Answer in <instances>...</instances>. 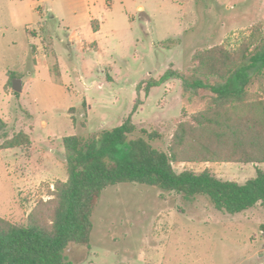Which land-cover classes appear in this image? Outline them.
I'll return each instance as SVG.
<instances>
[{
  "label": "rangeland",
  "instance_id": "obj_1",
  "mask_svg": "<svg viewBox=\"0 0 264 264\" xmlns=\"http://www.w3.org/2000/svg\"><path fill=\"white\" fill-rule=\"evenodd\" d=\"M88 10L99 28L78 34L96 49L66 29ZM256 27L264 35V0H0V144L19 132L30 138L28 146L0 149V218L22 224L52 197L54 182L67 177L65 136L94 135L131 113L134 136L155 131L160 138L151 144L166 151L178 122L203 109L207 97H189L177 78L147 94L145 84L167 68L187 72L196 50L237 47ZM40 40L53 55L33 67L30 45L41 47ZM10 75L11 83L21 81L17 94L4 86ZM248 92L264 93V81L253 79ZM172 166L239 183L264 170V163ZM91 221L90 247L65 251L76 264H264L259 204L232 215L202 195L118 183L102 191Z\"/></svg>",
  "mask_w": 264,
  "mask_h": 264
},
{
  "label": "trees",
  "instance_id": "obj_2",
  "mask_svg": "<svg viewBox=\"0 0 264 264\" xmlns=\"http://www.w3.org/2000/svg\"><path fill=\"white\" fill-rule=\"evenodd\" d=\"M93 29L97 26L92 23ZM187 72L167 68L144 91L180 79L189 97H207L206 106L178 122L167 150L155 148V131L136 127L129 113L121 123L94 135L62 139L67 177L56 180L52 196L40 200L22 224L0 218V264H76L65 255L71 245L90 247L91 215L102 191L118 183H138L174 191L189 199H209L215 209L237 214L264 207V170L243 183L218 178L209 170H174V162L264 163V93L248 92L264 81V35L253 28L237 47L220 44L196 50ZM13 75L8 77L11 85ZM14 94L18 92L13 91ZM136 106H133L134 111ZM30 145L19 132L0 149Z\"/></svg>",
  "mask_w": 264,
  "mask_h": 264
},
{
  "label": "crops",
  "instance_id": "obj_3",
  "mask_svg": "<svg viewBox=\"0 0 264 264\" xmlns=\"http://www.w3.org/2000/svg\"><path fill=\"white\" fill-rule=\"evenodd\" d=\"M35 8H37V7L35 6ZM77 20L81 21L82 24L80 23L79 25H76L77 23L74 22V23H71V25L67 26L66 29H67L68 36L69 37H75V38L81 40V46L84 48L87 46H91L92 48L96 49L97 46H96L95 42L89 43L88 41L83 40L80 37V34H78V30H80V27L89 26L92 28L93 33H95V32H97V30L99 28L98 21L96 19L92 18V15L89 12V10L87 13H81ZM92 23L97 26V30L93 29ZM42 32H43L42 29H40V34ZM29 34H31V35L33 34L35 36V34H38V33H37V31H34V32H30ZM40 43H41V47L38 44H31L30 45V55H31L30 58H31V63H32L33 67H38L39 65H42V61H44V59L49 57V55H48L49 53L53 55L52 51L47 52V51H45L46 49L43 50L42 43L46 44L44 40H40ZM44 48H47V46ZM53 66H54L53 67L54 69L58 70L57 63H55ZM7 79H8V77H7ZM6 83H7V80L5 81L4 86Z\"/></svg>",
  "mask_w": 264,
  "mask_h": 264
},
{
  "label": "water",
  "instance_id": "obj_4",
  "mask_svg": "<svg viewBox=\"0 0 264 264\" xmlns=\"http://www.w3.org/2000/svg\"><path fill=\"white\" fill-rule=\"evenodd\" d=\"M12 90L15 91V92H20L21 89H22V86H21V81L20 79L18 78H14L12 80Z\"/></svg>",
  "mask_w": 264,
  "mask_h": 264
}]
</instances>
